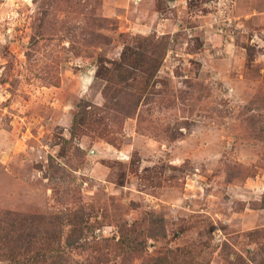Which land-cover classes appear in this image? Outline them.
Wrapping results in <instances>:
<instances>
[{
    "label": "rangeland",
    "instance_id": "374dc122",
    "mask_svg": "<svg viewBox=\"0 0 264 264\" xmlns=\"http://www.w3.org/2000/svg\"><path fill=\"white\" fill-rule=\"evenodd\" d=\"M152 213L170 264H264V0H0V264H119Z\"/></svg>",
    "mask_w": 264,
    "mask_h": 264
},
{
    "label": "trees",
    "instance_id": "16d2710c",
    "mask_svg": "<svg viewBox=\"0 0 264 264\" xmlns=\"http://www.w3.org/2000/svg\"><path fill=\"white\" fill-rule=\"evenodd\" d=\"M146 41H148L146 47L140 52H137L135 57L131 58V62L128 63V67L124 68L122 64L118 66L120 69L119 71L123 70L120 72L118 79H116L114 73V75L108 77V81L117 85L125 83L128 86L141 85V87H143L144 83H149L154 70L158 68L161 63L165 46L162 45L161 42L156 41L153 37H146ZM152 42H156V45L152 44ZM138 64L143 68H141V71L146 74V77L141 76V79L136 80L137 74L134 73V71L137 66H139ZM133 81L135 82L132 83ZM138 82H142V84H138ZM109 88L111 90V94L110 96H105L108 104L107 108L111 109L117 116L125 117L133 115L140 98H136L135 94L131 93L130 90L126 91L128 95H130L129 97L125 95L121 96L122 91L120 88L114 87V85H110L108 89ZM104 93L108 92L106 91ZM85 118L86 116L84 115L80 119L83 121ZM74 219L76 223H72L66 236L68 245L76 243L81 238V234L84 229L80 218L78 217L77 219ZM72 221L74 220H69V222ZM137 224L142 228L140 231H137ZM164 224L162 216L152 213L148 216V218H146V220L143 219L139 222L136 221L122 227V229H120V236L117 240L122 252L119 255V264H170V261L166 256H163L162 254L150 253L147 249L148 239L165 237L166 232ZM30 231L31 230L28 231L29 237L27 239L32 237V233H30ZM95 260L97 262L96 264H100L102 262L98 257H96Z\"/></svg>",
    "mask_w": 264,
    "mask_h": 264
}]
</instances>
